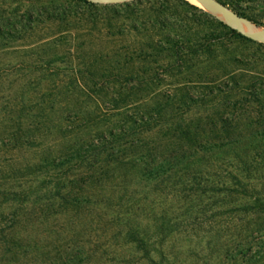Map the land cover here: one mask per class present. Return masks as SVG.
<instances>
[{
  "label": "rangeland",
  "instance_id": "rangeland-1",
  "mask_svg": "<svg viewBox=\"0 0 264 264\" xmlns=\"http://www.w3.org/2000/svg\"><path fill=\"white\" fill-rule=\"evenodd\" d=\"M91 1L0 0V236L36 249L0 264H264V39L188 0L216 19L191 40L217 32L186 50ZM231 4L264 27V0ZM140 115L137 144L87 170L86 143Z\"/></svg>",
  "mask_w": 264,
  "mask_h": 264
},
{
  "label": "trees",
  "instance_id": "trees-1",
  "mask_svg": "<svg viewBox=\"0 0 264 264\" xmlns=\"http://www.w3.org/2000/svg\"><path fill=\"white\" fill-rule=\"evenodd\" d=\"M83 4L94 5L91 0H79ZM216 2L222 4L223 6H228L233 13L239 17L247 18V16L239 12L236 7L231 4V0H215ZM107 10L112 9L117 16H122L130 9V12L135 15L140 16L142 23L149 26L148 28H153L158 32H162V38L164 41L173 44V47H181L183 49H192L193 45L201 47L206 52H211L214 49L216 40L213 36L217 32L216 28H213L211 33H204L203 37L192 41L189 32L194 34L199 33V28L203 29L207 24L215 22V18H202L196 13L199 7L195 4H191L188 0H128L118 3H106L103 4ZM125 8L123 10H115L116 7ZM191 9V10H190ZM148 13V14H146ZM146 14V15H145ZM145 15V16H144ZM250 19V18H249ZM109 20V18L107 19ZM254 24L262 26L263 24L250 19ZM218 24L229 29L230 34H225L230 38L231 41H238L240 39L253 40L252 37L239 31L237 28L229 27L225 22L216 20ZM175 31V34L171 33L170 30ZM109 35H112L111 32ZM161 44V43H158ZM230 63L242 62V58L236 54H232L228 57ZM231 77L234 76L233 71L231 72ZM155 118L146 117L145 115H140L138 119L132 120V122H124L119 126L113 127L108 132L102 133L97 141L90 140L85 145V167L87 170L94 169L96 167L100 168L102 165L112 163L119 160V156L127 154L137 143L136 139L133 138L134 134L144 131L151 126V121H155ZM123 157V156H122ZM134 165V164H132ZM231 192V191H230ZM233 192V191H232ZM248 194L247 189L235 190L234 194ZM77 198V196H75ZM85 203L89 205H94L91 201L90 196L84 200ZM78 205L79 201H75ZM74 203V204H75ZM125 227L127 230L124 234L125 241L128 243L135 244L138 249H145L149 253L154 241L151 238L153 236L147 235L146 233L139 230V226L132 224L130 219L125 222ZM12 228V224L6 226V228ZM5 227H0L2 231ZM3 233V232H2ZM118 232V234H120ZM122 234V233H121ZM114 237H116L114 235ZM0 245L3 247L5 253L15 252V255L22 254L26 256L32 251L36 250L34 244L24 238L16 237L8 234H1ZM34 243V242H33ZM75 253L70 254L69 257H75ZM66 259H69L66 257ZM24 259H17L15 262L19 264L23 263Z\"/></svg>",
  "mask_w": 264,
  "mask_h": 264
},
{
  "label": "bare ground",
  "instance_id": "bare-ground-1",
  "mask_svg": "<svg viewBox=\"0 0 264 264\" xmlns=\"http://www.w3.org/2000/svg\"><path fill=\"white\" fill-rule=\"evenodd\" d=\"M97 1H109V0H97ZM191 1L202 6L203 8L212 10L213 12H215V14H218L227 23L249 34L250 36L264 39V27H256L248 20L244 18H238L231 11L225 10V7L220 6L216 2L213 3L211 0H191Z\"/></svg>",
  "mask_w": 264,
  "mask_h": 264
},
{
  "label": "water",
  "instance_id": "water-1",
  "mask_svg": "<svg viewBox=\"0 0 264 264\" xmlns=\"http://www.w3.org/2000/svg\"><path fill=\"white\" fill-rule=\"evenodd\" d=\"M123 1H128V0H123ZM222 6V5H221ZM224 7V6H223ZM234 15H236L235 13H233ZM237 16V15H236ZM238 18H243V17H239V16H237ZM247 20V19H246ZM249 21V20H248ZM249 22H251V21H249ZM252 23V22H251ZM252 24H254V23H252ZM256 27H260V26H258V25H256V24H254ZM240 31V30H239ZM251 37V36H250Z\"/></svg>",
  "mask_w": 264,
  "mask_h": 264
}]
</instances>
